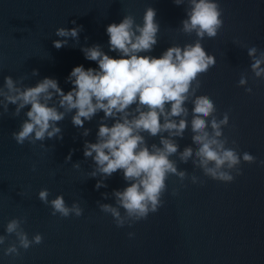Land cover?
I'll list each match as a JSON object with an SVG mask.
<instances>
[{"label":"clouds","instance_id":"obj_1","mask_svg":"<svg viewBox=\"0 0 264 264\" xmlns=\"http://www.w3.org/2000/svg\"><path fill=\"white\" fill-rule=\"evenodd\" d=\"M186 2V18L179 30L187 35L195 33L197 39L193 43L172 45L159 58L142 55L154 49L160 31L156 10L148 7L142 24L128 14L120 23L106 27L109 51L116 53V57L106 53L99 44L81 47L85 59L96 62L98 68L74 67L67 77L72 85L69 91L62 90L58 81L50 77L39 80L35 86H25V77L5 76L0 86V107L4 112H8L9 105H14L12 115L19 117L27 109L19 130L11 134L19 145L26 141L35 144L46 139L62 140L58 124L69 114L73 126L83 129L82 135L86 137L91 130L84 128L85 122L103 112L96 141L84 142L83 155L95 165L89 178L99 177L97 190L107 187L105 180L117 171L123 174L127 186L110 194L114 204L97 201L100 211L109 214L118 228L131 227L159 210L169 176L177 177L181 184L186 179L193 184L203 183L195 174L180 170L177 160L172 159L174 156L184 164L191 161L203 176L223 183H231L243 174L242 162H257L250 153L238 152L235 140L229 146V137L223 132L229 125L228 112L218 118L213 100L208 95H197L201 87L199 77L216 63L215 56L204 49L201 41L205 37L215 38L223 27L220 5L216 0ZM174 3L184 5L185 0H174ZM81 31L79 25L57 28L55 36L60 39L54 40L53 46L56 49L68 46L70 39L79 43ZM247 54L254 77L264 79V51L252 46ZM32 75H38V70L34 69ZM247 84L248 78L242 74L238 86L251 94L252 88L246 87ZM188 104L192 105L190 121ZM109 120L113 121L111 125L107 123ZM189 126L192 143L181 151L177 138L183 139ZM145 134L159 137V143L149 146ZM71 155L70 152L65 162L71 161ZM259 163L264 166V160ZM72 166L77 170L81 167L79 162ZM32 170L35 171V165ZM172 194L177 195L178 191L173 189ZM102 195L109 198L108 193ZM49 196L46 188L38 192V199L50 205L52 216L59 214L68 218L83 214L78 202L68 206L62 194L51 200ZM25 222L24 217L7 222V235H0V246L7 243L3 249L5 256L19 257L20 249L26 251L43 242L40 233L29 239L22 226ZM13 235L15 240L8 243V236ZM134 235L128 233L129 238Z\"/></svg>","mask_w":264,"mask_h":264},{"label":"water","instance_id":"obj_2","mask_svg":"<svg viewBox=\"0 0 264 264\" xmlns=\"http://www.w3.org/2000/svg\"><path fill=\"white\" fill-rule=\"evenodd\" d=\"M148 7L156 10L160 31L154 49L142 55L159 58L172 45L184 46L196 40L195 33L187 35L179 30L186 18V0L180 6L174 0H0V86L5 76L25 77V86H35L50 77L69 91L72 85L67 77L74 67L98 68L96 62L85 59L81 47L99 44L116 57L109 51L106 27L120 23L128 14L142 24ZM78 25L82 26L79 43L70 39L68 46H53V41L60 39L55 36L57 28ZM34 69L38 70L36 76L32 75ZM187 107L190 121L192 105ZM14 110V105H9L8 112L0 107V235H7L9 220L24 217L22 226L29 239L40 233L43 242L26 251L20 249L19 257L5 256L7 243L0 246V264H202L200 183L186 179L181 184L177 177L169 176L159 210L131 227L118 228L109 214L100 211L97 201L114 204L110 194L127 186L123 174L117 171L105 180L107 187L97 190L99 177L89 178L95 165L83 155L84 142L96 141L103 112L85 122L84 128L91 130L86 137L83 129L73 126L69 114L58 124L62 140L19 145L11 134L19 130L27 109L19 117H13ZM191 135L189 126L184 138H177L181 151L191 145ZM145 136L149 146L159 143V137ZM70 152L71 161L65 162ZM172 159L177 160L180 170L200 177V170L191 161L184 164L175 156ZM76 162L81 165L79 170L72 166ZM44 188L50 192L49 200L62 194L68 206L78 202L83 214L52 216L50 205L38 199V192ZM173 189L177 195L172 194ZM129 232L135 235L129 238ZM14 240V235L8 236L7 242Z\"/></svg>","mask_w":264,"mask_h":264}]
</instances>
